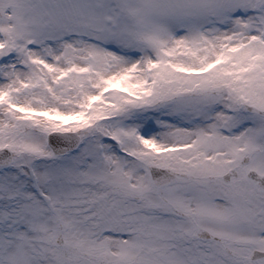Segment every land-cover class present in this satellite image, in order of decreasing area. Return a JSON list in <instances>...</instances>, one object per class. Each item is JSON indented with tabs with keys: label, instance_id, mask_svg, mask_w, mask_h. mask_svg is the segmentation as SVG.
<instances>
[{
	"label": "snow or ice",
	"instance_id": "snow-or-ice-1",
	"mask_svg": "<svg viewBox=\"0 0 264 264\" xmlns=\"http://www.w3.org/2000/svg\"><path fill=\"white\" fill-rule=\"evenodd\" d=\"M0 264H264V0H0Z\"/></svg>",
	"mask_w": 264,
	"mask_h": 264
}]
</instances>
